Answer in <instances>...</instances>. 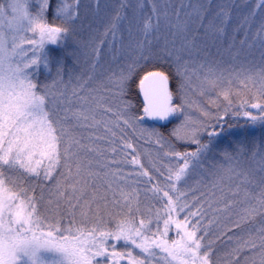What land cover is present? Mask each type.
I'll use <instances>...</instances> for the list:
<instances>
[{"label":"snow or ice","instance_id":"obj_1","mask_svg":"<svg viewBox=\"0 0 264 264\" xmlns=\"http://www.w3.org/2000/svg\"><path fill=\"white\" fill-rule=\"evenodd\" d=\"M88 17L89 28L99 25L89 70L69 90L58 64L52 82L41 85L36 77L53 62L49 46ZM229 28L233 40L243 31L241 48H258L264 61V0H200L178 9L171 0H0V264H264V140L219 147L229 114L264 127V63L218 73L207 60L209 42ZM105 46L122 61L116 70L100 63ZM161 58L175 65L179 102L167 74L145 71L137 114L126 99L129 83ZM233 80L255 89L235 111L230 87L220 92L222 113L187 95ZM149 121L172 127L165 136ZM78 128H102L94 139L109 147L82 144ZM137 136L182 161L166 170L153 165L162 183L153 184L141 163ZM81 149L98 159L85 163ZM117 154L139 171L124 172ZM203 172L213 177L208 192L200 191ZM139 177H147L143 188ZM142 195L162 209L143 211ZM217 241L225 251L214 259Z\"/></svg>","mask_w":264,"mask_h":264},{"label":"rangeland","instance_id":"obj_2","mask_svg":"<svg viewBox=\"0 0 264 264\" xmlns=\"http://www.w3.org/2000/svg\"><path fill=\"white\" fill-rule=\"evenodd\" d=\"M182 2L184 4H187L189 2L192 4H196V3L200 2V0H171L172 6L174 8H177V9L180 8ZM241 2H242V0H241ZM243 11L246 12L247 9L245 8V9H243ZM181 16L183 18V13H181ZM173 20L175 21V17H173ZM90 23H91V18L90 17L85 18L83 27H77V29L67 38L66 41L62 42L60 46H56V47H62V51L66 52L67 58H66V61H64V55L62 53L61 56H59V57H61L63 60L60 58H58V59L55 58L53 60L54 62L52 63L51 70H53L55 72V74L52 76V78H54L56 76L57 65L59 64V66L63 69V72H62L63 79H64L65 83L68 84L69 90L76 84V82H77L76 78L78 76L86 73L89 70L90 56L86 55V54L90 52V42L92 41L93 37L95 35H97L96 32L94 31V29L99 27L98 24H92V27L89 28ZM233 26H235V24ZM232 35H233V30H232V28H229L228 29V35L219 37L218 39L209 42L210 55L207 57V60H208V62H210L211 64L214 65V67L218 73L223 72L225 76H228L233 70L238 69L241 66H243L245 68L253 67L254 65H256V63H252L251 61H253L255 59H257V60L261 59V53H260V50L258 48H253V49H248L246 47L243 49L241 48L240 40L243 39V36H244L243 31H239V32L235 33V40L232 39ZM238 52H239V56H236V53H238ZM53 53H54L53 50L50 49V47H49L50 56L53 55ZM249 58L251 59L250 61H249ZM151 62L167 63L170 65H173V69H175V65L173 63H171L167 58L154 59ZM100 63L105 68H112V69L116 70L118 68V65L121 64L122 61H119V60L113 61L112 53L105 46L103 51H102V59H101ZM171 73H169V74H170V76L172 75L171 77L174 80V84L176 83L175 84V93H173V95H174V98L176 99V102H179L178 89L180 87V79L176 75L175 70H173V72H171ZM168 77H169V75H168ZM69 81H70V83H69ZM49 82H52L51 78H50ZM193 83L194 84L196 83L195 77H193ZM229 87L231 88V93H232L231 97L234 96L236 94V92L247 91L243 88V86H241L239 84L238 81L233 80V83L231 85H228L227 82H225L214 90L206 91L204 95H200L198 91L188 92L187 95L197 105L208 109L209 105H213L211 103V101H214L216 99L217 100L215 101L216 102L215 105H217V106L219 104L225 105L226 101L223 99L222 96H220V92L223 89L229 88ZM170 90H171V88H170ZM131 105L133 106V104H131ZM220 105H219V107H220ZM133 110H134V107H133ZM252 110H254V109H252ZM190 111L192 112L194 117L199 116V112L197 111V109L195 107L191 108ZM255 111L256 110H254L253 112H255ZM148 125H150V123L147 122V126ZM169 125L172 127L171 124H169ZM96 130L95 129H89V128H78L77 134L81 138V143L86 145V146L91 147V141L94 137L93 133L95 135H105L102 128L98 129V134H96ZM221 137L222 136H220V138ZM137 139H139V137H137ZM230 141H232L231 145H235L239 141H243L244 143L249 144V136H243V137H241V139L233 138V140H230ZM105 143H106L105 141H101V145H105ZM107 147H109V146L106 145V148ZM103 148H105V147H103ZM84 150H86V149H84ZM84 150H81V151H83L85 153L86 160L87 161L88 160L94 161V157L92 155V152H87ZM127 151L130 152L131 150H127ZM138 153L141 155L140 152H138ZM105 155L108 158H109V155H111V159L113 158L110 151L105 153ZM140 155H139V159H140ZM94 156H95V159H97V156L96 155H94ZM117 160L121 161V164H122L123 168L126 170V172L139 171V168L137 165H133L129 162H124L125 158L122 154H117ZM127 160L128 161L131 160V155L127 156ZM87 161H86V163H87ZM218 161H219V157H216L215 162H218ZM181 162L182 161H177V160L175 163H170V162L167 163V161L162 162V164H161L162 168H160V169L166 170L167 167L175 166ZM213 162H214L213 159L210 158L206 162L205 168L210 169V166ZM141 163L144 165V163L142 161H141ZM93 167H94V164H93ZM113 167H115V166H113ZM119 167H121V165H119ZM156 167H158V166H156ZM148 168H150L151 171L156 173L155 169L153 168V164ZM202 176H203L202 182H206V180H207V184L210 185L211 181L213 180V177L210 176L207 172H203ZM204 177H206V180L204 179ZM197 179H201V176L198 175ZM155 180H157V179H155ZM158 181L161 183L163 182L162 180H158ZM156 182L157 181H155V183ZM193 183H194L193 181H189V185H193ZM140 187H141V185H140ZM199 187H200V191H203V192L209 191L207 189H206V191L203 190L202 187H204V186L202 184H200ZM204 189H205V187H204ZM193 195L198 196V195H200V192L199 191L195 192V193L190 192L189 200L192 199ZM217 195H219V193H217ZM150 206L153 207V210L162 209V202H157V201L151 200V199L146 200L142 195L141 196V205H140L141 209L146 212L148 207H150ZM171 234H175L174 231L169 233V235H171Z\"/></svg>","mask_w":264,"mask_h":264},{"label":"trees","instance_id":"obj_3","mask_svg":"<svg viewBox=\"0 0 264 264\" xmlns=\"http://www.w3.org/2000/svg\"><path fill=\"white\" fill-rule=\"evenodd\" d=\"M250 2H251V0H250ZM49 47L54 52L53 55H51L53 60L55 58L62 59L59 56H61V54L63 53L64 61H66L67 54L65 51H62V47H56V46H49ZM250 60L251 59L249 58V61ZM251 62L256 63V65H254L253 67H249V68H252L253 70H256V66L260 65L261 63H264V61H262L261 59H258V60L255 59ZM51 67H52V65H51ZM173 70H175V69H173V65H170L167 63H162V62H150L144 66L143 70H138L137 74L133 77L132 81H130V83H129V90H128V94L126 97V99L129 101V103L133 104L134 110L136 111L137 114L139 113V109L142 107L140 100H139L138 92H137V84H138L140 77H142V75L144 74V72L145 71H162L165 74H168L170 77L171 91L173 93H175V84L176 83L174 84V80L171 77L172 75L170 76V74H169V73L173 72ZM54 74H55V72L53 70H51L49 72V71H46L43 68H41L39 75L36 77V79L39 81V83L41 85L46 84V83L50 84L51 83V82H49L50 78L53 79L52 76ZM250 87H251V85H250ZM254 92H255V89H252V91L247 90V91L236 92V94L234 96L230 97L232 100V103L234 105L232 111H235L236 107H238L242 101L251 100ZM216 100H214V101H216ZM226 103L227 102H225V105L219 104L220 107H219V105L218 106L217 105H209L208 110H210L213 114H216L217 112L222 113L223 109L226 106ZM250 110L254 111L252 109H250ZM148 123H150V122H148ZM222 123H223V132L221 134L222 137L221 138L219 137V147H226L228 145H231L232 141H230V140H233V138L241 139V137H243V136H249V145L253 141L260 142V141L264 140V127H262L259 123H257L255 126H252L251 122L247 121L242 116L241 117H234L231 114H229L227 117H225V120ZM148 126L156 127L157 130L160 131L161 133H163L165 136H167V134L171 128V126L169 124L162 126V125H156V124L150 123V125H148ZM96 134H98V130H96ZM204 139H207V137H204ZM239 142H243V141H239ZM133 143H134V146L136 148V151L141 153L140 160L144 163L145 168L150 167L152 164L153 165L155 164V166H158V168H162L161 167L162 162H166V161H167V163H169V162L175 163L176 162L175 159H171L169 157L163 156V153L158 151L157 146L154 143L146 142V140L140 139V138L139 139H137V138L133 139ZM106 145H107L106 143H105V145H101V141L95 140L94 137L91 141V147L99 146L101 148H103V147L106 148ZM81 150H84V149H81ZM179 150L183 151V147H180ZM84 151H87V150H84ZM80 155L84 159V162L86 163L87 160H86L85 153L83 151H80ZM92 155H93L94 161H95L96 159H95L94 155H96V153L92 152ZM115 158L117 159V155ZM97 159H98V157H97ZM109 159H111V155H109ZM93 164H94V168H95V163H93ZM120 165H121V168L123 169V171L126 172V170L123 168L122 164H120ZM205 166H206V164H205ZM148 169L150 170V174L154 177V179L152 181L153 184L155 183V181H158V180L163 181V177L159 176L158 173H154L153 171H151L150 168H148ZM139 178H140L139 180L141 182L140 183L141 188H143L147 182V177H139ZM155 179H157V180H155ZM204 179L206 180V177H204ZM201 184L204 187L206 185L208 186V187H205V189H204V187H202L203 190H205V191H206V189L210 190L211 184L210 185L207 184V180H206V182H202ZM148 186L150 187L151 185H148ZM37 191H39V189ZM42 212L45 215H49V213L44 212L43 208H42ZM106 219H107V217H106ZM222 227H223V225H222ZM214 230H215V226H214ZM229 235H231V233H229ZM169 237L175 238V234H171V235H169ZM209 238L213 239V240L215 239L214 236H210ZM214 248L216 249V256L214 257V259H218L220 256L223 255L225 249L219 241H217L215 243Z\"/></svg>","mask_w":264,"mask_h":264},{"label":"water","instance_id":"obj_4","mask_svg":"<svg viewBox=\"0 0 264 264\" xmlns=\"http://www.w3.org/2000/svg\"><path fill=\"white\" fill-rule=\"evenodd\" d=\"M169 88H170V80H169ZM137 92H138L140 103L142 105V93L140 92V89H139V81H138V84H137ZM149 122L153 123V124H156V125H160L159 123H156V122H151V121H149Z\"/></svg>","mask_w":264,"mask_h":264},{"label":"bare ground","instance_id":"obj_5","mask_svg":"<svg viewBox=\"0 0 264 264\" xmlns=\"http://www.w3.org/2000/svg\"><path fill=\"white\" fill-rule=\"evenodd\" d=\"M169 80H170V78H169Z\"/></svg>","mask_w":264,"mask_h":264}]
</instances>
